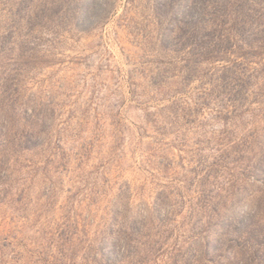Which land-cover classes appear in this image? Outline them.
<instances>
[{
    "label": "rangeland",
    "instance_id": "obj_1",
    "mask_svg": "<svg viewBox=\"0 0 264 264\" xmlns=\"http://www.w3.org/2000/svg\"><path fill=\"white\" fill-rule=\"evenodd\" d=\"M263 181L264 0H0V264H229Z\"/></svg>",
    "mask_w": 264,
    "mask_h": 264
},
{
    "label": "trees",
    "instance_id": "obj_2",
    "mask_svg": "<svg viewBox=\"0 0 264 264\" xmlns=\"http://www.w3.org/2000/svg\"><path fill=\"white\" fill-rule=\"evenodd\" d=\"M262 183L264 185V181ZM249 233L256 236L247 241V249L236 253L229 264H264V217L259 216L258 223Z\"/></svg>",
    "mask_w": 264,
    "mask_h": 264
}]
</instances>
